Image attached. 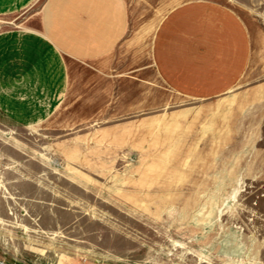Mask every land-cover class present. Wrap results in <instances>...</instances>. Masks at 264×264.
<instances>
[{
  "label": "rangeland",
  "instance_id": "374dc122",
  "mask_svg": "<svg viewBox=\"0 0 264 264\" xmlns=\"http://www.w3.org/2000/svg\"><path fill=\"white\" fill-rule=\"evenodd\" d=\"M48 1L0 11V43L41 32ZM121 1L118 43L65 56L41 119L8 114L29 99L7 73L23 55L0 49V264H264V0ZM195 3L238 21L248 57L217 96L171 89L155 64L162 19Z\"/></svg>",
  "mask_w": 264,
  "mask_h": 264
},
{
  "label": "crops",
  "instance_id": "0c3cea01",
  "mask_svg": "<svg viewBox=\"0 0 264 264\" xmlns=\"http://www.w3.org/2000/svg\"><path fill=\"white\" fill-rule=\"evenodd\" d=\"M31 1L0 0V11L21 9ZM228 16L223 10L195 3L173 8L162 19L155 36L154 59L171 89L212 97L238 81L248 57L233 43L241 35L240 28L238 21ZM216 27L227 28L225 37L219 36L223 34ZM124 29L121 0H49L41 32L14 33L7 43H0L9 56L15 52L23 55L21 69H14L9 61L7 73L22 72L24 86L20 89L29 99L23 106L9 102L8 114L23 122L46 117L66 91L65 56L103 57L115 47Z\"/></svg>",
  "mask_w": 264,
  "mask_h": 264
}]
</instances>
